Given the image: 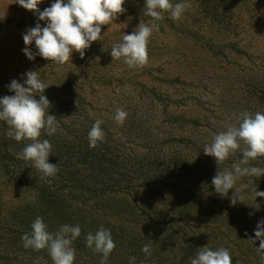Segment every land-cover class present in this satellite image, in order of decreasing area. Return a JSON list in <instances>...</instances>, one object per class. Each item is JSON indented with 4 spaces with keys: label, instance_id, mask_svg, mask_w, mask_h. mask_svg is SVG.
I'll return each mask as SVG.
<instances>
[{
    "label": "trees",
    "instance_id": "16d2710c",
    "mask_svg": "<svg viewBox=\"0 0 264 264\" xmlns=\"http://www.w3.org/2000/svg\"><path fill=\"white\" fill-rule=\"evenodd\" d=\"M144 2L125 0L126 11L118 16L123 32L148 24ZM171 2L191 7L178 21L164 13L148 49H166L164 35L170 31L175 38L186 36L216 50L199 60L200 69L195 65L202 70L201 84L196 85L212 94L213 101L195 97L190 89L194 83L179 75L164 73L162 85H147L136 74L118 76L93 66L88 57L105 53L92 46L83 59L77 55L63 65L47 61L10 69L0 55V98L14 95L6 85L13 79L23 84L27 71H37L49 85L43 95L50 101L48 113L56 117L57 131L48 136L42 130L39 139L51 143L48 162L58 168L54 177H43L31 162L18 159L16 153L31 141L8 137V125L0 121V264H53L47 249L33 251L22 245L21 237L38 216L50 233L65 224L80 226L81 234L71 245L73 264H100L102 254L86 246V236L101 226L111 232L116 245L106 264H129L132 257L133 264H191L205 246L228 249L232 264H260L259 240L254 245L248 240L255 239L256 228L248 216L264 210V203L259 211L246 203L253 199V187L264 191V176L238 180L237 188L241 183L248 188L243 192L245 203L233 206L232 190L221 198L211 181L217 170H232L242 153L217 165L203 149L229 125L238 126L241 113H264V65L256 61L264 62V56L243 51L229 37L214 38L221 33L231 36L240 27L246 36H257L264 49V0ZM223 48L248 58L254 66L245 68L256 74L237 72L215 81L213 76L225 68L216 57ZM171 49L181 60L188 57L177 47ZM118 107L128 113L123 125L114 120ZM97 119L103 121L105 139L90 148L88 132ZM251 166L264 168V157ZM145 244L150 245V256L141 250Z\"/></svg>",
    "mask_w": 264,
    "mask_h": 264
},
{
    "label": "clouds",
    "instance_id": "9594fccd",
    "mask_svg": "<svg viewBox=\"0 0 264 264\" xmlns=\"http://www.w3.org/2000/svg\"><path fill=\"white\" fill-rule=\"evenodd\" d=\"M42 0H16L20 7L33 12L38 21L34 27L26 29L23 35L25 47L22 52L28 60H34L38 55L43 59L63 65L68 62L73 52L79 53L83 59L85 50L96 41H103L102 26L112 24L126 9L123 7L125 0H54L50 7L41 11L38 5ZM191 7L190 3L180 2L173 4L171 0H145L144 15L150 17L148 24L139 23L131 34H124L122 42L114 43L110 50L112 60H122L130 69H143L149 63L148 44L154 30H159L164 19V13H169L173 20H180L185 11ZM6 17V11L0 12V21ZM39 21H44L42 27ZM35 44L36 52L28 47ZM23 84L16 79L6 85L14 95L0 98V121L8 125L6 135L17 142L31 141L21 152L16 153L18 159L31 162L43 177H54L57 164L49 163L52 154V145L49 140H40L42 130L48 136L57 131L56 117L48 113L50 101L44 90L49 85L43 83L37 71H27L24 74ZM36 93H40L36 95ZM39 96V99L36 97ZM128 113L122 108H116L114 120L118 125H123ZM102 120L97 119L88 132L90 148H95L105 139V132L101 128ZM237 151L242 153V158L232 165V170L218 171L212 178L214 190L221 198L230 197L231 204L245 203L244 190L246 183H241L237 188V181L243 177L260 178L264 176V168L251 166L257 158L264 157V113L251 114L247 111L238 118V126L231 124L226 131L214 135L212 143L206 145L203 152L214 157L217 165L224 163ZM253 199L248 206L259 211L264 203V191L252 189ZM262 198L257 202L256 198ZM252 213H250L251 215ZM81 234L79 225H62L58 232L50 233L41 217H36L31 224V231L21 237L25 249L33 251L47 249L53 264H73L75 249L71 247ZM247 235V233H246ZM255 239L248 240L254 245L259 240L256 248L260 256V264H264V219L257 222L254 230ZM86 246L95 253L102 254L100 264L106 261L116 245L108 229L101 228L95 233H88ZM142 252L151 255L150 245L145 244ZM135 257L130 258L133 264ZM191 264H232L230 252L226 248L212 250L202 247L198 254L191 260Z\"/></svg>",
    "mask_w": 264,
    "mask_h": 264
},
{
    "label": "rangeland",
    "instance_id": "374dc122",
    "mask_svg": "<svg viewBox=\"0 0 264 264\" xmlns=\"http://www.w3.org/2000/svg\"><path fill=\"white\" fill-rule=\"evenodd\" d=\"M15 2L16 0H0V12L6 11L5 19L0 21V55L2 62L8 64L10 69H17L22 65L38 67L43 63L45 64L47 60L37 55L34 60L30 61L22 52V49L25 47L22 34L25 33L26 29L34 27L38 21V18L33 14V12L25 10ZM53 2L54 0H42V2L38 5V8L43 11L44 8L50 7ZM133 4H135V2H133ZM138 5L140 6L142 4L138 3ZM137 9L138 6H135L134 10ZM39 23L42 27L45 26L44 21H39ZM123 28L124 26H122V23H120L119 18H117L110 25H103L101 31L103 41L93 42L91 46L93 47V49H98L99 52L105 53V55L101 57L94 54V56L88 57L87 62H89L93 66L101 65L99 67H105V70L110 69L111 72L115 73L118 76L122 73L136 74L140 82L147 85H162L163 77L166 78L165 74L169 75V77L179 75L183 77V79L194 83L190 89L191 91H193L192 94L195 95V97L205 101H213V95L204 91L202 92V89H199L201 88V86H197L196 84L200 85L201 83L199 82V80L202 78V70H199V60L207 58V55H212L216 50L208 49L207 46L205 47L203 45H200L199 43L194 42V40L186 36H179L180 38H175L177 37L176 35L172 36L170 31H167L168 33L164 35L165 38L163 42L164 48L166 49H148V65L140 70L130 69L126 64L123 63L122 60H112V57L110 56L112 45L114 43L122 42L124 34H131L134 31V29H132L130 30V32H123ZM225 37H229V39L235 40L237 47L241 48L247 53L253 54L256 57L258 56V58H260V56H264L263 46L260 44V40H257L259 38L257 36L251 35L246 36V34L243 32V29L240 30V27H238V30L234 29L231 36L222 33L217 37L216 35L214 36L215 39L220 41ZM152 44L153 43L148 44V46ZM172 46L177 47L176 50L178 52L183 51L184 53H186L188 57H186V59L184 60H181L180 58L175 56V53L177 52H175V49H171ZM28 47L34 53L37 51L34 42ZM218 50H220V54H218L216 57H218L221 61H224L225 68L223 70H218V77L213 76L215 81L226 80L228 78V75L230 77L238 75L237 72L244 71L241 74L253 72L245 68L246 65H250V67H252L254 66V64H251L248 61V58H246L244 55H240L234 49L223 48ZM77 55H79V53L73 52L71 54V58H75ZM92 60H95V63H92ZM256 61L259 65L261 64V62L262 65H264V62L262 60L260 61V59H258ZM259 69H261V66ZM249 76L251 77V75ZM217 83L218 82H216V84ZM233 107L236 106L229 105V108ZM224 109V107L221 108V110ZM220 115L223 114L221 113ZM248 218L250 219L251 224L257 225V222L259 220L264 219V210L254 213L252 212V214L249 215Z\"/></svg>",
    "mask_w": 264,
    "mask_h": 264
}]
</instances>
